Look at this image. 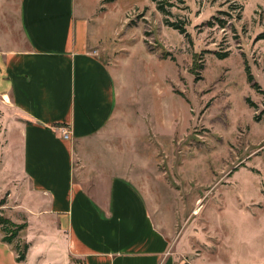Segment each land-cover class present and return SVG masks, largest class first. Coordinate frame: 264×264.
Returning a JSON list of instances; mask_svg holds the SVG:
<instances>
[{
  "label": "rangeland",
  "instance_id": "374dc122",
  "mask_svg": "<svg viewBox=\"0 0 264 264\" xmlns=\"http://www.w3.org/2000/svg\"><path fill=\"white\" fill-rule=\"evenodd\" d=\"M18 1L0 0V14ZM100 1L86 10L100 12L121 93L109 133L156 219L193 256L211 255L217 232L242 264H264V0H169L187 36L151 0Z\"/></svg>",
  "mask_w": 264,
  "mask_h": 264
},
{
  "label": "crops",
  "instance_id": "0c3cea01",
  "mask_svg": "<svg viewBox=\"0 0 264 264\" xmlns=\"http://www.w3.org/2000/svg\"><path fill=\"white\" fill-rule=\"evenodd\" d=\"M86 1L19 0L0 14V196L30 245L18 262L0 227V264H242L231 238L213 231L216 250L193 256L156 219L109 133L121 93Z\"/></svg>",
  "mask_w": 264,
  "mask_h": 264
},
{
  "label": "trees",
  "instance_id": "16d2710c",
  "mask_svg": "<svg viewBox=\"0 0 264 264\" xmlns=\"http://www.w3.org/2000/svg\"><path fill=\"white\" fill-rule=\"evenodd\" d=\"M151 1L156 4L158 12L166 17L165 24L167 26H170L174 30H177L181 35H185V36L188 35L183 22H170L168 20L167 17L171 15V12L168 8L172 6L169 0H151ZM211 23L210 25L212 26L213 24ZM226 25L227 24L225 22H221L220 24L222 29H225ZM228 56L229 53L218 54V57L220 59L226 58ZM247 70H248L249 82L253 85L254 88L257 87V84L254 82V77L251 75L250 70L249 69ZM5 204H6V199L0 200V207L4 206ZM0 227H1V232L3 233V238H2L3 242L13 246L17 254L18 262H25L28 255V251L30 249V245L24 242L23 240H21V233L26 229L27 227L26 224L23 225L13 224L9 219L0 216ZM19 237H20L19 241L16 242V239Z\"/></svg>",
  "mask_w": 264,
  "mask_h": 264
},
{
  "label": "built area",
  "instance_id": "2783aa9c",
  "mask_svg": "<svg viewBox=\"0 0 264 264\" xmlns=\"http://www.w3.org/2000/svg\"><path fill=\"white\" fill-rule=\"evenodd\" d=\"M63 135H64L65 138H69V133L68 132L64 131Z\"/></svg>",
  "mask_w": 264,
  "mask_h": 264
}]
</instances>
